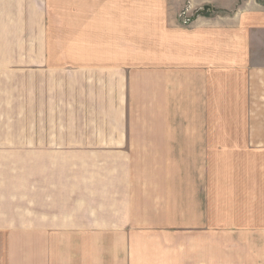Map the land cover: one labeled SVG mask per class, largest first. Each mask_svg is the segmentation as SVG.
Wrapping results in <instances>:
<instances>
[{
  "label": "crops",
  "instance_id": "obj_1",
  "mask_svg": "<svg viewBox=\"0 0 264 264\" xmlns=\"http://www.w3.org/2000/svg\"><path fill=\"white\" fill-rule=\"evenodd\" d=\"M208 4L0 0V264H264V0Z\"/></svg>",
  "mask_w": 264,
  "mask_h": 264
},
{
  "label": "rangeland",
  "instance_id": "obj_2",
  "mask_svg": "<svg viewBox=\"0 0 264 264\" xmlns=\"http://www.w3.org/2000/svg\"><path fill=\"white\" fill-rule=\"evenodd\" d=\"M192 1L193 0H185V6L182 8L181 14H180L181 18H182V12L184 11V8L186 7V5H190L192 3ZM207 6L209 9H206V10H202V9H204V6L200 7V8L191 9V12L194 13V16H196V17H194V19L198 18V16H204L206 14V11L211 13L212 11L210 12V10L212 9V6H210V4H208Z\"/></svg>",
  "mask_w": 264,
  "mask_h": 264
},
{
  "label": "built area",
  "instance_id": "obj_3",
  "mask_svg": "<svg viewBox=\"0 0 264 264\" xmlns=\"http://www.w3.org/2000/svg\"><path fill=\"white\" fill-rule=\"evenodd\" d=\"M191 5H186L184 8V11L182 12V20L184 23L190 24L193 22L195 19L194 13L191 12Z\"/></svg>",
  "mask_w": 264,
  "mask_h": 264
},
{
  "label": "water",
  "instance_id": "obj_4",
  "mask_svg": "<svg viewBox=\"0 0 264 264\" xmlns=\"http://www.w3.org/2000/svg\"><path fill=\"white\" fill-rule=\"evenodd\" d=\"M206 9H209L208 6L204 7V9H202V10H206Z\"/></svg>",
  "mask_w": 264,
  "mask_h": 264
}]
</instances>
